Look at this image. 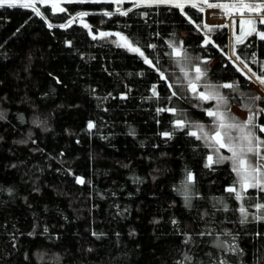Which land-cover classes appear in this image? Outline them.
<instances>
[{
    "label": "trees",
    "instance_id": "obj_1",
    "mask_svg": "<svg viewBox=\"0 0 264 264\" xmlns=\"http://www.w3.org/2000/svg\"><path fill=\"white\" fill-rule=\"evenodd\" d=\"M61 9L41 7L49 27L29 9L0 8V264H264L261 193L236 199L232 168L206 166L210 150L189 134L214 130L212 103L187 88L200 67L197 90L252 113L264 141V94L228 57L227 27L205 26L192 6ZM80 14L89 30L60 27ZM98 32L120 33L143 56ZM260 32L233 43L255 78Z\"/></svg>",
    "mask_w": 264,
    "mask_h": 264
},
{
    "label": "rangeland",
    "instance_id": "obj_2",
    "mask_svg": "<svg viewBox=\"0 0 264 264\" xmlns=\"http://www.w3.org/2000/svg\"><path fill=\"white\" fill-rule=\"evenodd\" d=\"M17 5H23V4H29V7H24V6H14V7H19V8H24V9H29L31 10L36 16L42 18L46 25L52 26V23L44 16L41 7L42 6H47V5H52L53 3L58 4V7L55 8V10L60 11L61 7L63 6V4H67V3H95V2H111L116 6V9L120 12V13H125L127 12V10L133 9V8H138V7H142V6H174V4H181L182 7H177L181 12H183V9L186 6H192L193 4H195V8L197 9H201L202 13H203V21H204V25L207 27H216V26H226L228 29V33H229V43H228V57L232 60V62L234 63V65L248 78L250 79V86L252 87V89L259 91L260 93L264 94V84H261L259 82L258 78L252 77L234 58V51H233V43L237 42V36H241L242 35V31H243V35L242 38L244 37L245 33H248V31L252 32V28L256 29V25L258 23H260V19L262 17H264V12H261L259 15L256 12H249L248 10L244 9L241 7V5L243 4H261L264 5V0H220V1H212V0H208V3H214V4H235L237 5V8H229L227 10L225 9H221L218 7H208L206 3H204V0H171V3H156L154 2V0H16ZM125 4L129 5L128 7H124ZM3 7H8L7 5L5 6H0V8ZM14 7H8V8H14ZM176 7V6H174ZM194 7V6H192ZM37 11H39V15H37ZM210 11H216V12H221L222 14H224V19L222 21H215V22H208V20H206V15L208 12ZM220 14V13H219ZM215 16V15H213ZM246 19H252L253 21H255V23L252 26H249L247 24H241L242 20H246ZM83 26L86 27L89 30V27L86 23V21L84 20V16L77 15V16H72L70 17L63 25H61L60 27L62 28H66L69 27L70 25H72L74 22H76ZM92 37H106V38H110L112 39V42L114 44H116L117 46L124 48L125 50L131 52V53H135L140 55L137 52H134L132 50H130V48L127 46V44H130V42L120 33L118 32H98L96 35L90 34ZM120 37H124L125 40L127 41V44L125 43V40H121ZM208 39H206L207 41ZM242 40V39H241ZM132 45V44H131ZM132 47H134L132 45ZM263 73H264V68H263ZM260 78H264V77H260ZM197 84V83H196ZM205 92V93H217L219 94V92L217 90H215L214 87H209L207 86L205 89H201L198 90V92ZM210 100H215L217 102V104H213V102H211ZM206 102L212 103L210 109L209 110H216L217 105H218V101L216 99H208V100H204ZM225 101V100H224ZM219 111L222 113H225L226 117L229 120H235L237 122L240 123H245L247 122L248 118L251 116L253 118L252 113L247 112L245 110L242 109H238L237 107H232V106H228L226 104V102L224 103H220L219 104ZM207 113V112H206ZM213 123H214V130L212 131H208L204 129V133H208L211 134L215 131V121L213 119ZM250 130L256 135L255 133V127H254V123L252 126H249ZM264 127V126H261ZM225 132L228 133L229 136H232L233 142L234 143H238L237 140H235L236 137L239 136V132L236 130H228L225 129ZM198 135H201V133L199 132V130L196 131ZM264 134V132H262ZM258 137V136H257ZM225 141H227L228 137L225 136L224 137ZM260 139V138H259ZM262 140V139H260ZM205 142V140H203ZM206 143V142H205ZM211 143V142H209ZM208 149L210 150L209 155H211L213 157V164H217V163H228L229 166L232 168L233 170V162L231 159H221L217 162L218 157H231V153L226 149V148H220L218 152L214 151L215 147L218 146H213V147H209V144L206 143ZM208 155V156H209ZM261 155H264V145L261 146ZM258 160L259 157H257L256 155L253 154H249L247 156V162L249 165L255 166L257 163H260ZM207 163H208V157H207ZM235 176H236V188H235V193L236 195L239 194L242 198V203H243V199L244 197L247 196L248 191L250 190H254L256 195L258 193H261V195H257L260 196L259 199H262V201L264 200V191L255 188V187H248L246 190H242L240 187V183H239V177L237 176L236 172L233 171ZM235 195V196H236ZM240 202V201H239ZM262 204L264 205V201L262 202ZM243 205V204H242ZM241 208V207H240Z\"/></svg>",
    "mask_w": 264,
    "mask_h": 264
},
{
    "label": "snow or ice",
    "instance_id": "obj_3",
    "mask_svg": "<svg viewBox=\"0 0 264 264\" xmlns=\"http://www.w3.org/2000/svg\"><path fill=\"white\" fill-rule=\"evenodd\" d=\"M154 2L156 3H171V0H154ZM204 3L207 4L208 7H218L221 9H229V8H237V5L232 4H214V3H208V0H204ZM7 5L8 7H14V6H24V7H29V4H23V5H17L16 0H0V6H5ZM54 9L58 7V4L53 3L51 5ZM174 6L176 7H182L181 4H174ZM192 6H196L195 4H193ZM242 8L248 10L249 12H256L258 15L261 12H264V5L261 4H243L241 5ZM62 10V9H61ZM37 15H39V11H37L36 13ZM107 14V13H105ZM121 14H126V13H121ZM261 24H264V17H262L259 21ZM255 23V21H253L252 19H246V20H242L241 24H247L249 26H252ZM49 27H51V25H49ZM252 31H255V28L251 29ZM260 35L261 39H264V32H260L258 33ZM242 35H243V31H242ZM242 35L241 36H237V42H241L242 39ZM121 40H125L124 37H120ZM125 43L127 44V41L125 40ZM127 46L130 48V50L139 53L141 56H143V52L140 51V49L138 47H132L131 44H127ZM170 47L173 48V54L176 57H181L182 56V51L180 48L178 47H174L172 45H169ZM237 59H239V57H237ZM145 63H148L151 65V61L148 60L147 58H145ZM183 71V69H182ZM195 77L194 79H189L188 80V84H187V88L188 90H190L194 97L200 100H208V99H216L218 101V105L216 110H209L207 111V115L209 117H212L215 121V131L211 134L208 133H204V129L203 126L201 125H196L195 127H197V129L199 130V132L201 133V135H198L196 131H191L189 134L192 136H195L197 139H204L206 143L209 144V147H215L214 151L218 152L220 148H226L232 155L231 157H218V160L221 159H231L233 162V171L236 172L237 176L239 177V183H240V187L242 190H246L248 187H255L258 188L262 191H264V163H257L255 166L249 165L247 162V156L249 154H253L256 155L257 157H259V159L261 161H264V155H261V146L264 145V141L260 140L259 137L255 136V134L250 130L249 126L253 125V118L250 116L247 120V122L245 123H240L233 120H229L225 113H222L219 111V104L220 103H224V98L219 96L217 93H205V92H198L197 90V84L196 81H199L203 75V72L201 71L200 67H196L195 68ZM185 77L187 78L188 73L185 72L184 73ZM253 75H255L253 73ZM161 78L163 79V75L161 76ZM259 82L261 84H264V78H259ZM238 86V85H236ZM169 87H171V85H169ZM220 87L223 88H233L234 85L233 84H223L220 85ZM152 93L153 96L157 95L156 92V88L155 86H153L152 88ZM173 95H175V93H173ZM256 99H259V97H257ZM160 111H164L165 109L161 108L159 109ZM2 118V117H0ZM175 126L177 128L183 129L185 127V122L181 119H177L175 122ZM89 128H92L93 125L90 123L88 125ZM228 129V130H236L239 132V136L235 138V140L238 141V143H234L233 142V137L229 136L227 132H225L224 130ZM259 131L264 132V127H260ZM163 135H165L166 137H170V133L165 132L163 133ZM227 136L228 139L227 141H225L224 137ZM211 142V143H209ZM213 163V157L211 155L208 156V165L206 166H211ZM194 180V177L191 175V173H189L187 175V182L191 183ZM78 182L83 183L82 180H79ZM229 192H235V188H229L227 189ZM242 197L237 194L236 195V199H241ZM185 199H189V197L187 196V193L185 192ZM257 209H261L264 208V205H257L256 206ZM240 212L241 215L245 217V220L247 218L246 215V209L244 207L240 208ZM242 223L244 221H241ZM186 259H188V257H185ZM222 264H224V262H222Z\"/></svg>",
    "mask_w": 264,
    "mask_h": 264
},
{
    "label": "bare ground",
    "instance_id": "obj_4",
    "mask_svg": "<svg viewBox=\"0 0 264 264\" xmlns=\"http://www.w3.org/2000/svg\"><path fill=\"white\" fill-rule=\"evenodd\" d=\"M223 19H224V14H222L221 12L210 11L206 15V20H208V22L222 21Z\"/></svg>",
    "mask_w": 264,
    "mask_h": 264
},
{
    "label": "crops",
    "instance_id": "obj_5",
    "mask_svg": "<svg viewBox=\"0 0 264 264\" xmlns=\"http://www.w3.org/2000/svg\"><path fill=\"white\" fill-rule=\"evenodd\" d=\"M250 31H248V33H249ZM245 34H247V33H245Z\"/></svg>",
    "mask_w": 264,
    "mask_h": 264
}]
</instances>
